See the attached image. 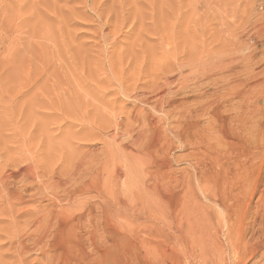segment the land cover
Instances as JSON below:
<instances>
[{"label":"rangeland","instance_id":"374dc122","mask_svg":"<svg viewBox=\"0 0 264 264\" xmlns=\"http://www.w3.org/2000/svg\"><path fill=\"white\" fill-rule=\"evenodd\" d=\"M0 8V45H2V48L0 47V61L2 60L1 63H5L9 55L8 52L12 49H19L20 52L18 54V57L22 59V57L24 56V59L21 60L23 61L22 66L24 67V65L30 64V69H28V72L27 70H23V75L27 73H31L32 75V77L29 76V79L24 80V86L25 84L27 86L30 85V87L26 86L30 92L26 91L27 89L25 87V90L23 89L24 93H21L23 97L21 96V94L20 96H18L20 101L16 102L17 104L15 105V107H13V109H11L12 107L10 108L8 106L9 104L10 106L13 105L9 101V103L6 105V108L8 107V112L4 115L7 116H5L7 119L9 117L11 121H9L5 126H1L0 123V166L1 169L3 168V174L0 173V175L3 177L2 178L0 176V187L3 186L4 191L6 192L5 196V192L3 191V189H0V191H3L0 192V201H2L3 203L2 204L0 202V205H4L0 206V260L2 259L0 261V264H11L15 259V262L18 260L17 263L14 262L12 264H24L26 261L27 263L25 264H35V261L36 264L37 262L38 264H43L44 262V264L48 263L47 257L45 258L42 250L39 248L40 246H36V244L34 245V241L30 240L33 242V244L32 242L30 244L28 243L30 242L29 240L27 241L26 239H24L22 240V242H19V244L16 245L17 241L15 239L14 232L16 229H22L23 227V229L25 228L27 231V236H29L30 233L35 231L34 227H31V223L33 224L35 222L33 220L45 218L47 217V215L50 216V212L56 213L60 210L64 211V206L65 208L69 207L71 209L69 214L73 216L74 220L75 218L81 216L84 217L86 213L85 218L88 223H90L87 226H89L90 228L86 229V226L84 230L83 228L77 230L82 239H85L88 231L91 232V234H89L90 232L88 233V236L92 234L94 236L96 235L94 232V227L96 226L97 222L101 223V221H103V218L101 217L102 214L98 213L99 210L97 209V207L95 208L93 206L94 204L92 203H99L101 201L100 197V199L95 198V194H87L86 192H84V194L77 193V200H75V204L73 202L71 204L68 203L70 205L69 206L67 202H64L66 203V205H68L66 206L62 202L63 205L62 203H55L53 206L51 205L52 202L48 198H45L48 192L46 191V187H41V185L39 184L42 178H37V180H33V182L29 181L34 183L33 185H31L32 187H29L30 189H23V186L25 185L24 183V185L22 184L23 186H21V179L23 178L24 174L20 170L24 168L26 170L27 168H29L28 170H32L33 172L41 171L40 174L43 173V175L46 176V179L44 178V180L47 182L48 178L60 177L61 173L62 178H69L76 172V168H74V171L73 167H76L77 164L85 159V157L87 162L84 161L83 163L86 162V167L89 163V166L86 169L81 168L79 176L83 178L76 182L77 186H85V183L89 182L93 176L97 177L98 174H101L103 172V167H105V169H109H106L107 171L105 172L110 171V176H108V174L103 177L105 178L106 182L111 181L112 178L114 179H112V182H115V179H119L118 182H120L118 184L116 181L112 184L113 188L110 190L111 192L112 190H115L116 192V190L118 189L117 192H119V190H122L121 192L124 193V189L128 185V188L126 187V191L128 193L125 192L126 194H124L123 196L120 192V201H122V204L121 207L119 206L121 208L120 216L118 218L120 224L119 229L123 227L120 230L124 229V233L123 231L120 232L123 235L125 234L126 236H128V238L129 236L133 238L129 239L133 241V243H135L134 252L140 256L139 260L141 259V261H139V264H141L142 262L143 264H166V261L168 264H175L176 261H179V263L176 262L177 264H202V262L203 264H210L211 261L206 262L207 258L209 259L210 257H212L210 258L212 260L211 264H238L240 262V264H264L263 262L261 263L260 254L257 257H253L252 249L248 247L246 253H243L242 255V261H237L235 257L238 251L241 252L244 250L242 249V245L244 246L245 242H248L250 240L253 231L260 229L262 227V224L264 223L263 216L262 222H260V218L257 219V222L255 224L249 222L251 221V219L250 217H248V214H252L258 210V208H256V203L259 197L258 194L254 196L255 200L253 199V202L249 201V197H247L246 200L240 198L239 201H231V203L228 204L227 207L222 204L224 200L227 201L230 199V196L226 195L225 193V191L229 192V189H227L225 185L226 182L228 184V182L232 178V175L237 171L236 162L239 161V163L241 164L246 160L243 155L242 156L244 158H237L239 152L243 153V146H264V109L261 114L263 117L256 114L258 116L257 117L255 115L256 107H252L251 105L254 103L256 96H264V0H0ZM6 14L11 20L10 25H7L5 28L6 31H4L2 30L4 29L2 28L4 27V23H2V20L4 18V15ZM15 24H17L18 28ZM14 26L16 27V29L14 28ZM14 31H16L17 35ZM246 74L248 75L247 77H245ZM177 78H180V81H176ZM116 80H118L117 83ZM35 81H37V87L36 89H33L32 87L34 86L33 84H35ZM166 81H168V83ZM13 82L14 81L12 79V83L9 87H7V89H9L11 86H15V82ZM160 82H162V84ZM210 82L212 83L209 84ZM158 83L161 86H159ZM163 83H165L164 89H166L164 90V93L162 94V97L160 99V90L162 89L161 87H163ZM261 83L263 84L261 85ZM207 84H209V86ZM176 86L181 89V95L179 94L180 91H178L179 88H177ZM122 87L124 89H122ZM223 87L224 89H222ZM31 88L35 91H32ZM244 88H246L247 90L248 88H251V91L253 92L251 93L250 91V96L247 98V101H245V103L239 104L238 102L232 100L234 99V96L236 97V95H238L239 92H241ZM127 89H129V91H127ZM125 90L127 92H125ZM15 91L16 90L10 91L8 96L6 97L9 98L12 97L14 93L17 94V91ZM173 91H175L176 93L174 92V94ZM25 92L27 93L25 94ZM33 92L34 95H37L38 97L39 105L36 107L37 109L35 108L37 111L34 108L31 109V100L34 97ZM198 92L201 94H197ZM191 94H194V96ZM224 94L227 99H225ZM157 95L159 97H157ZM175 95L176 97H173ZM125 96L128 98H126ZM196 96H198V98ZM215 97H217V99H215ZM218 97L221 98L219 99ZM228 100H230L231 106H228L230 105L229 103L227 104V102H229ZM221 101H223V103ZM44 102H46L47 105L44 104ZM154 102L156 103L153 104ZM219 103L223 104V106L221 104V108H219ZM248 105H251V109ZM17 106L19 108L17 111H15ZM224 106L228 107L225 108ZM253 106L256 105L254 104ZM238 107L240 108V110H237L239 109ZM246 107L247 110L245 109ZM193 108H196L199 111V115L201 114L199 118H189L188 113ZM203 108L206 109L205 113ZM211 108L213 110H211ZM135 109H137V112ZM221 109L223 110V112ZM236 111L239 113L237 114ZM153 112H157L158 114H154ZM241 112L245 113L242 114ZM18 113L19 115H17ZM30 113L33 114V116H31ZM43 113L45 114L44 116ZM11 114L15 116L12 118ZM131 115H134V118ZM235 117L239 119L240 122L239 120H237L236 123ZM244 117L249 118L247 120V118ZM255 117L259 118L260 122H258L259 119L257 121V118L255 119ZM242 118L245 119V122L247 124V126L245 127H248V134L247 132H245L246 128L244 130L245 133L243 132L244 120H242V122ZM139 119L141 120L140 122ZM143 119H148V122L146 121V123H143L145 121H143ZM250 119H252V122H255L256 125L251 124L252 122H249ZM59 120H61L62 122ZM57 121H59L60 124H56ZM170 121H172L174 128L171 127L172 124ZM204 121L206 124H204ZM176 122L178 123L176 124ZM140 123L141 125H138ZM161 123L165 128L160 129L161 127H163ZM228 123H230V125ZM235 123L236 126L239 127V130L238 127L236 128V126H234ZM147 124L148 126H150L149 128L147 127ZM168 124L170 127L168 126ZM215 125H218L217 127L219 128L215 127ZM177 126L179 128H177ZM240 126L242 127V129ZM251 126L252 128H250ZM133 127H135L134 130H132ZM142 127L145 131L141 129ZM249 128L252 130L254 129L253 132L255 134ZM114 129H117L118 133L121 132L123 133V135H125L123 136L122 134H118ZM120 129L123 130L119 131ZM124 129H126L127 132L129 131L128 135H130V137H128L127 132ZM154 129H157L155 131L156 134H154L155 132H153ZM233 129L234 131H232ZM236 130H238V133L236 132ZM130 131L133 134L130 133ZM163 132V135H167L169 138L167 136L163 137L161 135ZM219 132L221 133V135ZM115 133H117L118 135H115ZM139 134L142 135L141 140L142 138L144 139L141 141V143L151 144L155 139V141L159 140L162 143V146H164V152L167 155H164V159L169 163V169L167 168L168 170L166 169V172L170 173L171 175L173 173L172 177L177 178L176 180L173 178H166V184L168 183V181L170 184H167L166 186H169V191L171 190L170 192L166 191V200H172V204L175 203L177 206L171 207L170 209L178 210L180 208L178 206V203H180L179 200L184 197L180 193H186L189 190L190 193L185 194H188L186 200H191L193 196L195 202H197V206L200 208L198 212H201L203 214V224L205 225L204 235L206 236V238L204 236V239L202 240L204 241V244L199 243V246L201 244L204 245L207 250L209 249L210 252L212 250L210 247L207 248L208 245L215 247L218 245V247H221L220 249H222L221 251H223L224 253H222L223 261L221 259H218L217 261L214 260L215 258L219 257L214 256V251H212L213 255L208 254V257L206 259L203 258V254L200 256V251L197 252V256L199 255L200 258L196 255H193V258L189 255L191 259L187 257L188 260L186 256H184L185 258L182 256H178V258H175L176 260L174 258L164 257L166 255V247L170 248L172 246L171 244L173 238L175 235H177L175 225L181 224V221L180 219H178L180 217L174 218L175 215H173L174 217L172 216L169 222V216L167 215L161 217L159 219L160 221L158 220L159 223L155 220L153 221L152 219H149V221H153L150 225L148 220V223H145L146 219H148V215H146L147 213H145L144 216L143 214L138 215V212H141L139 211L138 206L133 210L135 203H133L134 199L132 198H138L140 194L144 197L143 194H146L147 192L146 186H143V182H140L144 178L141 177V174L138 175L140 173V169L138 168L137 170L136 167H140V164L142 162V158H138L137 155L141 153L140 155L142 157L145 156V152H143L145 146L134 147L132 142L133 139H136L137 136H139ZM97 135L99 136V138ZM113 135L114 137L116 136L115 139ZM151 135L155 138L152 139ZM256 136H258V138ZM222 137H224L225 139ZM93 139L97 140L94 141ZM160 139H162L163 141H161ZM168 139H171V142H167ZM177 141L180 143H177ZM249 152L251 153V151ZM94 153H97V157L94 156ZM103 153L108 154L106 156H103ZM98 154L100 158H98ZM127 154H129L130 156L128 155L126 157ZM101 155L103 156V158ZM246 155L248 156V154ZM93 156L94 158H91V160L90 157ZM130 157L131 159H129ZM249 158L252 159L251 155L249 156ZM97 159L102 160H99L101 161V164L96 163L99 162L97 161ZM108 159H110L109 163L111 164V166L108 162V165L106 163V161H109ZM10 160L11 165L12 162H14L13 164H15V162L16 164H18L15 166L12 165L13 167L9 168L11 167V165L8 164V161ZM18 160L21 163H19ZM130 160H132L133 163H131L132 161ZM23 161L25 164L23 163ZM124 161L126 164L124 163ZM262 161L264 163V156L261 158L260 163H262ZM6 162H8V167H6ZM257 163L259 164L258 161ZM3 164L5 166H3ZM31 165L34 170L31 169ZM117 165L118 167L116 168L115 166ZM193 165H196V167H193ZM65 166L68 168H66ZM64 167L66 169H64ZM69 167L71 168V170ZM115 168L118 171L119 169H121V173H125L121 174L120 171L118 172L117 170H113ZM194 168L198 170H194ZM7 169L9 173L8 171H6ZM122 169L124 170V172H122ZM174 169L176 175H174ZM2 170L0 171L2 172ZM66 170L68 173L66 172ZM56 171L61 173H56ZM90 171H92L93 174H88ZM114 171H117L118 173H115ZM105 172L104 174H107ZM17 173H20V175H17ZM85 173L87 176H84ZM113 174L115 176L119 175V177H112L111 175ZM188 174L191 176H189ZM120 175L122 177H120ZM123 175L125 178L123 177ZM10 176H12L11 180L9 179ZM133 176H135V178ZM263 176L264 169H262L261 177L263 181L260 179V181L264 183ZM4 177H6V180L4 179ZM17 177L19 178V180ZM109 177H111V179ZM194 177H196L198 180H194ZM3 179L5 184L2 182ZM169 179H173L175 181H170ZM128 180L129 182H131L130 184H128ZM122 181L125 183V185L127 183V185H123ZM9 182L10 184H12L10 185ZM177 182H180L182 187L180 185L178 186ZM19 183L20 185H18ZM116 183L119 185V188L117 187L118 185L115 186ZM16 184L17 186L15 187ZM37 185L39 187H37ZM19 186L23 190H17ZM173 187L178 188L176 189ZM199 187H201V194L199 191ZM33 188L34 190H32ZM262 188L260 187V190ZM144 190H146V192H144ZM27 191H31L32 193L29 192L28 194ZM131 191H133V193ZM20 192L23 193L20 194ZM60 192L64 194L63 191ZM39 193H41V195L37 196V194ZM42 194L45 195L43 196ZM126 195H132L130 197V202L132 201V203H128L129 198H127ZM148 195L149 197H146L145 200L152 201V199L150 198V194ZM21 196L23 199H20ZM177 196H180L181 198L178 199ZM36 198L40 200L38 201ZM6 199L8 201H6ZM16 199H20L21 201L23 200L24 202H22L24 203V205L23 203H21V201L19 203V200L17 201ZM35 199L38 201V203L37 201H35ZM96 199L98 200L96 201ZM4 201L6 202L4 203ZM14 201L16 202L15 204L13 203ZM81 201L87 202L86 208L84 207L85 204L81 203V207H79L78 209H72L73 205H77ZM25 202H27V206L25 205ZM32 202H36L35 205L29 204ZM39 202L42 206L39 205ZM48 202L50 204H48ZM12 203L13 206H11ZM131 204H133V207L131 206ZM5 205H7L8 207H5ZM14 205L16 207H14ZM22 205L25 207H23ZM38 205L41 207V209H43V214L39 212V210L41 209L40 207L38 208ZM43 205L48 207V212L45 211L46 209L43 207ZM239 206L241 207L239 208ZM3 208L6 209V211L8 210L7 218L5 217V214L7 212H4ZM9 208H17L26 215L24 216L21 213V215H23V217H21L19 216L20 212L14 209L11 210ZM33 208V213H36L35 215L32 214V211L30 210ZM129 209L131 211H128ZM9 210L14 214H11ZM28 210L31 211V213L27 212ZM219 210L223 211L219 212ZM1 211L4 213H2ZM95 212H97L98 214H96ZM219 213L222 214V216ZM223 213H225V215ZM29 214L30 216H28ZM261 214L264 215V207L260 211V216L258 215V217H261ZM1 215H3L6 220L4 217L2 218ZM10 215L13 216H11L12 219ZM17 215L19 216V219ZM33 215L34 217H32ZM127 215H130V217ZM14 217H16V219L21 222L25 221L27 225L25 222V225H23V222H18ZM28 217H31V219L33 220H28ZM88 217L90 218L89 220ZM222 217H224L225 219ZM47 218L49 219V217ZM100 218H102V220ZM121 218H124L125 220H121ZM91 219L92 221H95V219L98 221L92 222L90 221ZM165 219H168L166 220L167 222L163 221ZM176 219L179 220L180 223H178ZM246 219L249 221H247ZM11 220H14V222H16L14 225L15 227L13 226L14 222H12ZM224 220L228 221L230 225L228 224V222H224ZM231 220L233 222H231ZM29 221H31V223ZM169 223L171 225V231L167 230V225ZM54 224L56 226H54ZM144 224H149V226H146ZM152 224L153 228L150 229V226L152 227ZM52 225L51 227H48L51 228V231L48 232L49 229H47V234L50 238L46 240L49 244V248L46 249L52 250H48V252L50 251L49 254L52 253L51 255H55L56 252H58V254H56L55 256L60 255L61 259H63L64 256H66V239L63 237L65 228L63 224L58 220L53 221ZM159 225H162V227H160ZM144 226H146L147 229ZM4 228H6L7 230H4ZM10 228L12 230H10ZM13 228H15V230H13ZM232 228L233 231H231ZM245 229L249 230L245 232ZM85 231L86 233H84ZM214 232L215 234H213ZM219 233L223 234V239L222 234L220 235ZM142 234L145 237H143ZM228 234L230 235V237L228 236ZM213 235H217L218 239L214 241L217 236ZM231 235L233 236L232 238ZM94 236H92V238L91 236H89L88 238L93 239ZM259 236V234H256L255 240H258ZM7 237L9 239H7ZM87 237L85 241L88 243V241L90 240ZM224 237L228 239L227 241L225 239L226 242H232H230V244L229 242L226 244V242H224ZM245 237L246 239H244ZM138 239H140V242L145 243V246H147L148 249H150L149 246H151V244L155 247H157L156 245H158V249H156V253L158 254L148 256V251L145 250V247H143V245H140L141 243H139ZM25 240L27 242H24ZM164 240H167L168 242H170V244L167 241V244H165ZM7 241L16 243H13L14 246L10 243L9 246ZM253 242L254 241H251L250 243L253 244ZM206 243L208 245H206ZM220 243L223 247L225 246V248L227 246V249L225 251ZM32 245L35 246L32 248L34 252H32V250L30 249ZM137 245H139L140 248ZM161 245L163 246L162 249L160 247ZM233 245L234 247H236V250H234V252H232L231 248L233 247ZM109 246V244H106V249L111 250ZM141 247L144 250H142ZM205 247L203 249H205ZM11 248L14 250L10 251ZM36 248H38V250ZM59 248L61 250H59ZM15 249L18 255L15 254ZM27 249L28 252L31 251V255L27 252ZM158 250L161 254H159ZM10 252L11 255H9ZM36 252L39 253L35 254ZM27 254L30 256H24ZM39 254L43 256H40ZM158 255H161V257ZM9 256H12L15 259H13L12 257L10 258ZM25 257L28 259L26 260ZM71 257L74 262L72 261ZM197 258L199 259V261H196L198 260ZM68 259H70L71 263L78 264V260L75 256L71 255Z\"/></svg>","mask_w":264,"mask_h":264},{"label":"bare ground","instance_id":"6f19581e","mask_svg":"<svg viewBox=\"0 0 264 264\" xmlns=\"http://www.w3.org/2000/svg\"><path fill=\"white\" fill-rule=\"evenodd\" d=\"M115 1V0H114ZM114 3V2H113ZM115 4V3H114ZM1 9V8H0ZM2 19V18H1ZM10 18H9V16L6 14V15H4V18H3V20H2V23H4V27H2V28H4V29H2V30H4V31H6V26L7 25H10ZM17 23V22H16ZM16 25V27H17V24H15ZM16 27L14 26V28L16 29ZM18 28V27H17ZM1 30V31H2ZM31 30H32V28H31ZM15 32V34H16V31H14ZM23 33V32H22ZM17 35V34H16ZM11 36H12V34H11ZM22 36V35H21ZM12 38V37H11ZM22 38V37H21ZM11 40V39H10ZM25 40V39H24ZM14 41V40H13ZM20 42V41H19ZM8 43V42H7ZM2 45H0V47H1ZM22 46V45H21ZM23 47V46H22ZM2 48V47H1ZM6 48V47H5ZM18 48V47H17ZM24 49V48H23ZM20 50H22V49H20ZM2 52H3V50H2ZM19 49H12L11 51H9L8 53H9V55H8V57H7V60L5 61V63H1L2 62V60L0 61V123H1V126H5V125H7V123L9 122V121H11V119L8 117V119L6 118L7 116L6 115H4V114H6L7 112H8V110H7V108H6V105L10 102V103H12L13 105L12 106H10V104L8 105L11 109H13V107H15V105L17 104L16 102H19L20 100H19V98H18V96H20V94L22 93H24L23 92V89L25 90V87L27 86L26 84H25V86H24V80H27V79H29V76H31L32 77V75H31V73H27V74H24L23 75V72L25 71V70H27V72H28V69H30V64H26V65H24V67L22 66V64H23V61H21V60H23L24 59V56L22 57V59L21 58H19L18 56V54H19ZM21 54H22V52H21ZM25 54V53H24ZM1 55V54H0ZM2 57V56H1ZM249 68V67H248ZM24 70V71H23ZM30 72H31V70H30ZM245 72V71H244ZM246 73V72H245ZM244 73V74H245ZM249 74V73H248ZM13 75V76H12ZM240 76V75H239ZM248 75L246 74L245 75V77H247ZM116 77V76H115ZM164 78V77H163ZM171 78V77H170ZM169 78V79H170ZM181 78H182V76H181ZM12 79H13V81L15 82V86H11L9 89H7V87H9L10 85H11V83H12ZM15 79V80H14ZM245 79V78H244ZM114 80V79H113ZM163 80V79H162ZM228 80V79H227ZM246 80V79H245ZM244 80V81H245ZM117 81L118 80H116V83H117ZM176 81H180V78L178 79L177 78V80ZM225 81V80H224ZM229 81H230V79H229ZM13 82V83H14ZM37 81H35V84H33L34 86L32 87L33 89H36V87H37V83H36ZM167 83H168V81H166ZM170 82V81H169ZM228 82V81H227ZM113 83H115V82H113ZM161 84H162V82H160ZM171 83V82H170ZM178 83V82H177ZM212 82H210L209 84H211ZM120 84H121V82H120ZM159 84V83H158ZM180 84V83H179ZM209 84H207L208 86H209ZM243 84V83H242ZM263 83H261V85H262ZM116 85H118V84H116ZM123 85H124V83H123ZM177 85V84H176ZM213 85V84H212ZM39 86V85H38ZM120 86V85H119ZM153 86V85H152ZM159 86H161L160 84H159ZM158 86V87H159ZM163 87H161L162 89L160 90L159 88V90L161 91V95H160V97L157 95V97H159L160 99H161V97H162V94L164 93V90L166 89H164V87H165V83H163V85H162ZM220 86V85H219ZM219 86H217V87H219ZM27 87H30V85L29 86H27ZM27 87H26V89H27ZM177 87V86H176ZM176 87H174V88H176ZM212 87V86H211ZM243 87V86H242ZM262 87V86H261ZM31 88V90L32 91H35V90H33ZM121 88V87H120ZM126 88V87H125ZM177 88H179V87H177ZM256 88V87H255ZM263 88V87H262ZM261 88V89H262ZM37 89H39V88H37ZM122 89H124L123 87H122ZM136 89V88H135ZM153 89V88H152ZM155 89H157V88H155ZM154 89V90H155ZM170 89V88H169ZM222 89H224V87L222 88ZM245 89V90H244ZM241 92H239V91H237V92H239V94L238 95H236V97L234 96V99H232V100H234L235 102H238L239 104H241V103H245V101H247V98L250 96V91H251V88H248V90L246 89V88H244ZM250 89V90H249ZM14 90H16L17 91V94H15L14 93V95H12V97H9V98H7L6 96H8V94H9V92L10 91H14ZM158 90V91H159ZM175 90V89H174ZM181 89L179 88V90L178 91H180ZM239 90V89H238ZM253 90V89H252ZM255 90V89H254ZM15 91V92H16ZM26 91H29V89H27ZM124 91V90H123ZM127 91H129V89H127ZM126 90H125V92H127ZM132 91V90H131ZM167 91V90H166ZM169 91V90H168ZM199 91V90H198ZM30 92V91H29ZM175 91H173V93H174ZM176 92H177V90H176ZM175 92V93H176ZM221 92V91H220ZM27 92H25V94H26ZM38 93V92H37ZM123 93V92H122ZM145 93V92H144ZM157 93V92H156ZM174 93V94H175ZM183 93V92H182ZM251 93H253L252 91H251ZM22 94H21V96H22ZM132 94V93H131ZM136 94V93H135ZM140 94V93H139ZM143 94V93H142ZM158 94V93H157ZM174 94H172V95H174ZM180 95H181V91H180V93H179ZM178 94V95H179ZM197 94H201V93H197ZM203 94V93H202ZM222 94V93H221ZM237 94V93H236ZM33 95H34V92H33ZM171 95V94H170ZM179 95V96H180ZM191 95H193L194 96V94H191ZM198 95V96H199ZM223 95V94H222ZM233 95V94H232ZM253 95V94H252ZM11 96V95H10ZM25 96V95H24ZM32 96V95H31ZM127 96H128V94H127ZM150 96H152V95H150ZM198 96H196L197 98H198ZM221 96V95H220ZM224 96H225V94H224ZM223 96V97H224ZM23 97V96H22ZM126 97V96H125ZM139 97V96H138ZM157 97H156V99H157ZM167 97H169V96H167ZM173 97H176V95L175 96H173ZM178 97V96H177ZM205 97V96H204ZM231 97V96H230ZM252 97V96H251ZM126 98H128V97H126ZM135 98V97H134ZM164 98V97H163ZM219 98V97H218ZM221 98V97H220ZM219 98V99H220ZM151 99H153V98H151ZM151 99H150V101H151ZM155 99V98H154ZM168 99V98H167ZM170 99V98H169ZM215 99H217V97H215ZM225 99H227L226 98V96H225ZM229 99H231V98H229ZM159 100V99H158ZM9 101V102H8ZM32 101V105H31V109H35L39 104H38V97H37V95H34V97H33V99L31 100ZM51 101V100H50ZM155 101V100H154ZM214 101V100H213ZM215 101H217V100H215ZM220 101V100H219ZM229 102H227V104L229 103L230 104V100H228ZM43 102V101H42ZM47 102V101H46ZM46 102H44V104H46L47 105V103ZM149 102V101H148ZM222 103H223V101H221ZM231 102H233V101H231ZM39 103H41V102H39ZM49 103H51V102H49ZM156 102H154L153 104H155ZM222 103H219L220 104V107L219 108H221V104ZM224 103H225V101H224ZM250 103V102H249ZM31 104V103H30ZM164 104H165V102H164ZM256 105V106H253V105ZM225 105V104H224ZM252 105V107H256V112H255V115L256 114H258L259 116L262 114V111H263V107L264 106H262V105H264V96L263 95H258V96H256V98H255V100H254V103L253 104H251ZM251 105H248L249 107L251 106ZM151 106V105H150ZM163 106V105H162ZM199 106H200V104H199ZM222 106H223V104H222ZM228 106H231V104L230 105H228ZM228 106H226V107H228ZM242 106H243V104H242ZM247 106V105H246ZM23 107V106H22ZM142 107V106H141ZM140 107V108H141ZM173 107V106H172ZM206 107V106H205ZM225 107V106H224ZM225 107V108H226ZM249 107H248V109H249ZM18 106L16 107V109H15V111H17L18 110ZM29 108V107H28ZM48 108H50V107H48ZM70 108V107H69ZM72 108V107H71ZM210 108V107H209ZM224 108V109H225ZM230 108V107H229ZM229 108H228V110H229ZM234 108H235V103H234ZM239 108V107H238ZM11 109H10V112H11ZM37 109V108H36ZM35 109V110H36ZM39 109V108H38ZM204 109V108H203ZM202 109V110H203ZM232 109V108H231ZM230 109V110H231ZM246 110H247V107L245 108ZM250 109H251V107H250ZM30 110V109H29ZM78 110H80V109H78ZM136 110V112H137V109H135ZM143 110V109H142ZM141 110V111H142ZM151 110H152V108H151ZM154 110V109H153ZM188 110H190V109H188ZM201 110V111H202ZM211 110H213L212 108H211ZM222 110V109H221ZM227 110V111H228ZM236 110V109H235ZM234 110V111H235ZM237 110H240V108L239 109H237ZM14 111V110H13ZM37 111V110H36ZM51 111V110H50ZM140 111V112H141ZM205 111H206V109H204V113H205ZM232 111V110H231ZM252 111H253V109H252ZM53 112V111H52ZM162 112V111H161ZM165 112V111H164ZM222 112H223V110H222ZM230 112V111H229ZM237 112V111H236ZM247 112V111H246ZM51 113V112H50ZM49 113V114H50ZM154 114L155 113H157V112H153ZM174 113V112H173ZM208 113V112H207ZM239 112H237V114H238ZM242 113V112H241ZM243 113H245V112H243ZM242 113V114H243ZM14 114V113H13ZM13 114H11V116H12V118L15 116H13ZM31 114V113H30ZM53 114V113H52ZM134 114V113H133ZM145 114V113H144ZM158 114V113H157ZM167 114V113H166ZM165 114V115H166ZM189 114V118H191V119H193V118H199L200 117V115H199V111L196 109V108H193V109H191L190 110V112L188 113ZM209 114V113H208ZM219 114V113H218ZM237 114H234V115H237ZM250 114H252V113H250ZM254 114V113H253ZM17 115H19V113L17 114ZM20 115H21V113H20ZM45 114L43 113V116H44ZM47 115V114H46ZM181 115V114H180ZM221 115H222V113H221ZM233 115V116H234ZM246 115V114H245ZM6 116V117H5ZM31 116H33V114H31ZM132 116V115H131ZM137 116V115H136ZM135 116V117H136ZM156 116V115H155ZM211 116V115H210ZM244 116V115H243ZM248 116V115H247ZM257 116V115H256ZM262 116V115H261ZM5 117V118H4ZM133 118H134V115L132 116ZM144 117H147V116H144ZM180 117V116H179ZM203 117V116H202ZM208 117H209V115H208ZM250 117V116H249ZM249 117H244V118H247V120H248V118ZM258 117V116H257ZM257 117H255V119L257 118ZM263 117V116H262ZM33 118V117H32ZM167 118H169V117H167ZM230 118H233V117H230ZM236 118V117H235ZM234 118V119H235ZM240 118H241V116H240ZM244 118H242L241 119V121L242 120H244V129H243V132H244V130H245V128H246V131L245 132H247V134H248V127H245V126H247V124H246V122H245V119ZM252 118H254V117H252ZM36 119V118H35ZM146 119V118H145ZM145 119H143V121L145 120ZM254 119V120H255ZM258 119L259 118H257L256 120L258 121ZM264 119V118H263ZM262 119V120H263ZM6 120V121H5ZM8 120V121H7ZM62 120V119H61ZM61 120H59V121H61ZM148 120V119H147ZM147 120H145L143 123H146V121ZM215 120H217V119H215ZM221 120H222V118H221ZM229 120V119H228ZM237 120H239V119H237L236 118V123H237ZM59 121H57L56 122V124H60L59 123ZM141 120L139 119V122H140ZM162 121V120H161ZM185 121V120H184ZM209 121V120H208ZM234 121V120H233ZM253 120L252 119H250L249 120V122L251 123ZM62 122V121H61ZM148 122V121H147ZM171 122V124H172V126L171 127H173L174 128V126H173V123H172V121H170ZM218 122V121H217ZM235 122V121H234ZM239 122H240V120H239ZM243 122V121H242ZM248 122V123H249ZM258 122H260V119H259V121ZM96 123V122H95ZM118 123V122H117ZM121 123V122H120ZM128 123V122H127ZM155 123V122H154ZM178 122H176V124H177ZM180 123V122H179ZM236 123H235V125L234 126H236ZM249 123V124H250ZM122 124H123V121H122ZM122 124H120V125H122ZM149 124V123H148ZM148 124H147V127L149 128L150 126H148ZM162 124V123H161ZM161 124H160V126H161ZM165 124H167V123H165ZM164 124V125H165ZM170 124V125H171ZM204 124H206L205 123V121H204ZM218 124V123H217ZM229 125H230V123H228ZM227 124V125H228ZM238 124H240V123H238ZM243 124V123H242ZM251 124H255V122H252ZM10 125V124H9ZM28 125H30V124H28ZM27 125V126H28ZM34 125V124H33ZM98 125V124H97ZM116 125V124H115ZM114 125V126H115ZM138 125H141V123L140 124H138ZM179 125V124H178ZM233 125V124H232ZM256 125V124H255ZM264 125V124H263ZM117 126V125H116ZM132 126H135V125H132ZM159 126V125H158ZM159 126V127H160ZM162 126H163V124H162ZM168 126H169V124H168ZM202 126V125H201ZM205 126V125H204ZM218 125H215V127H217ZM60 127V126H59ZM170 127V126H169ZM168 127V128H169ZM238 126H236V128H237ZM241 127V126H240ZM154 128V127H153ZM162 128H165L164 126L163 127H161L160 129H162ZM173 128H172V130H173ZM177 128H179L178 126H177ZM217 128H219V127H217ZM229 128V127H228ZM230 128H231V126H230ZM250 128H252V126L250 127ZM249 128V129H250ZM253 128H254V126H253ZM127 129V128H126ZM126 129H124L125 131H126ZM135 129V127H133V129L132 130H134ZM142 130L144 129L143 127L141 128ZM146 129V128H145ZM166 129H167V127H166ZM202 129V128H201ZM212 129V128H211ZM241 129H242V127H241ZM240 129V130H241ZM263 129V128H262ZM1 130V129H0ZM115 130V129H114ZM121 130H123V129H120L119 131H121ZM131 130V131H132ZM142 130H140V131H142ZM157 130V129H156ZM155 129L153 130V132H155L156 131ZM164 130V129H163ZM169 130V129H168ZM175 130V129H174ZM238 130H239V127H238ZM238 130H236V132L238 131ZM252 132H253V130L252 129H250ZM115 131H117V133H118V130L116 129ZM114 131V132H115ZM130 131V133H132ZM143 131H145V130H143ZM162 131V130H161ZM204 131V130H203ZM214 131V130H213ZM232 131H234V129L232 130ZM262 131V130H261ZM264 131V130H263ZM127 132V131H126ZM129 132V131H128ZM128 132H127V135H128ZM215 132H217V131H215ZM242 132V133H243ZM244 132V133H245ZM259 132V131H258ZM115 133V135H118V134H122L123 135V133ZM144 133V132H143ZM142 133V134H143ZM161 133V132H160ZM167 133V132H166ZM165 133V134H166ZM190 133V132H189ZM205 133V132H204ZM220 133V132H219ZM238 133V132H237ZM251 133V132H250ZM249 133V134H250ZM254 133V132H253ZM261 133V132H260ZM133 134V133H132ZM146 134V133H145ZM154 134H156V132L154 133ZM164 134V132L161 134L163 137H166L165 135H163ZM255 134V133H254ZM125 135V134H124ZM123 135V136H124ZM157 135H158V133H157ZM170 135V134H169ZM213 135V134H212ZM220 135H221V133H220ZM233 135V134H232ZM246 135V134H245ZM253 135V134H252ZM256 135H258V134H256ZM261 135V134H260ZM98 136V135H97ZM152 136V135H151ZM159 136H160V134H159ZM219 136V135H218ZM223 136V135H222ZM243 136H244V134H243ZM254 136V135H253ZM113 137H114V135H113ZM116 137V136H115ZM115 137H114V139H115ZM128 137H130V135H128ZM127 137V138H128ZM133 137V136H132ZM131 137V138H132ZM141 137H142V135L141 134H139V136H137V138L136 139H133V145H134V147L136 146H145L144 147V151L143 152H145L144 154H145V156H141L140 154H138L137 155V157L138 158H142V162H141V164H140V167L139 166H136L137 167V170H138V168L140 169V173L138 174V175H140L141 174V177L142 178H144L143 180H139L140 182H143L142 184H143V186H146V190H147V192H146V190H144V192H146V194L148 195V194H150V198L152 199V201H147V200H145L146 199V197H149V195L147 196L145 193L143 194L144 195V197L143 196H141V194H140V196L137 198H132V199H134V202L133 203H135V205H134V208H133V210L138 206V208H139V211H141L140 213L138 212V215H142L143 214V216H144V214L145 213H147L146 215H148V219H146V221H145V223H150V225H151V222H153L154 220L155 221H157L158 222V220L161 218V217H164V216H169V220L168 219H165V220H163V221H165V222H167L166 220H168L169 222H170V218L173 216V215H175V217L174 218H177V217H180V218H178V219H180V221H181V224H179V225H175V227H176V229L175 230H177L176 232H177V235H175L174 236V238H173V241H172V246L170 247V248H167L166 247V255L164 256V257H170V258H178V256H182V257H184V256H186V258L187 257H189L190 259H191V257L194 255H196L197 256V252L198 251H200L201 252V254H200V256L202 255L203 256V258H207L208 256V254H210V255H213V252L212 251H214L215 252V255L214 256H219V257H217V258H215L214 260L215 261H217L218 259H221L222 260V256H223V251H221L222 249H220L219 247H218V245L215 247V246H210V245H208L207 243H206V245H208V247L207 248H211V250L212 251H210L209 252V249L207 250L206 249V247L204 246V245H200L199 246V243H203L204 241H202L203 239H204V231H205V225L203 224L204 222H203V214L201 213V212H198V210L200 209L198 206H197V202H195V200H194V198H193V196H192V198H191V200H186V198L188 197L187 195H185L186 193H190V191L188 190L186 193H184L183 191V193H184V195H183V193H180V194H182V196H184L182 199H180L179 201H180V203H178V206L180 207L178 210L177 209H170L171 207H177L176 206V204L175 203H173L172 204V200H166L167 199V197H166V191H169V186H166L167 184H169V181H168V183L166 184V178H173L172 177V175H173V173H172V175L170 174V173H167L166 172V169L169 167V163L167 162V161H165V159H164V155H166L165 154V152H164V146H162V143L158 140H156L155 141V139L153 140V142L151 143V144H144V143H141V141L142 140H144L143 138H142V140H141ZM158 137V136H157ZM168 137V136H167ZM209 137V136H208ZM257 138H258V136H256ZM261 137H262V135H261ZM98 138H99V136H98ZM123 138V137H122ZM121 138V139H122ZM153 138H155L154 136H152V139ZM160 138V137H159ZM158 138V139H159ZM169 138V137H168ZM175 138V137H174ZM173 138V139H174ZM179 138V137H178ZM222 138H224V137H222ZM263 138V137H262ZM165 139H167V138H165ZM164 139V140H165ZM195 139V138H194ZM225 139V138H224ZM94 140V139H93ZM97 140V139H96ZM96 140H94V141H96ZM102 140V139H101ZM127 140V139H126ZM161 141H163L162 139H160ZM257 140V139H256ZM264 140V139H263ZM166 141V140H165ZM171 142V139H168V141L167 142ZM90 142V141H89ZM91 142H92V140H91ZM99 142V141H98ZM97 142V143H98ZM174 142V141H173ZM176 142V141H175ZM94 143V142H93ZM100 143V142H99ZM119 143H120V141H119ZM177 143H180V142H178L177 141ZM176 143V144H177ZM95 144V143H94ZM132 144V143H131ZM130 144V145H131ZM219 144V143H218ZM218 144H217V146H218ZM255 144V143H254ZM253 144V145H254ZM169 145V144H168ZM264 145V144H263ZM111 146V145H110ZM170 146V145H169ZM180 146V145H179ZM182 146V145H181ZM117 147V146H116ZM143 148V147H142ZM125 149V148H124ZM140 149V148H139ZM138 149V150H139ZM222 149V148H221ZM243 153H240L239 152V155H237V158L238 159H240V158H246V160L245 161H243L241 164L239 163V161H237L236 162V172L232 175V178L230 179V181L228 182V184H227V182H226V188L227 189H229V192H227V191H225V193H226V195H229L230 196V199L229 200H224L223 202H222V204L224 205V206H228V204H230L231 203V201H234V202H236V201H239V199L240 198H242L243 200L245 199H247V197H249V201H252L253 202V199H254V196L255 195H257L258 194V200H257V203H256V201H255V203L257 204V207L256 208H258V210L257 211H255L254 213H250V214H248V217H250V219H251V221H249V220H247V221H249V222H251V223H253V224H255L256 222H257V219L258 218H260V222H262L263 221V217H264V215L263 214H261V217H258V215H259V213H260V211L262 210V208L264 207V183L263 182H261L260 181V179L262 180V169H264V163H263V161H262V163H260V160H261V158L264 156V146H243ZM240 150V149H239ZM104 151V150H103ZM102 151V152H103ZM137 151V150H136ZM193 151V150H192ZM249 151H251V153L249 152ZM118 152V151H117ZM109 153V152H108ZM107 153V154H108ZM123 153V152H122ZM167 153V152H166ZM230 153V152H229ZM95 154V153H94ZM101 154V153H100ZM107 154H104L103 153V156H106ZM111 154V153H110ZM124 154V153H123ZM168 154V153H167ZM191 154V153H190ZM231 154V153H230ZM237 154V153H236ZM246 154H248V156L246 155ZM97 155V153L94 155L95 157H97L96 156ZM129 154H127L126 155V157L128 156ZM228 155V154H227ZM244 157H243V156ZM251 155V157H252V159H250L249 158V156ZM88 156V155H87ZM90 156V155H89ZM94 156L93 157H90V159L92 158H94ZM102 156V155H101ZM103 156H102V158H103ZM130 156V155H129ZM167 156V155H166ZM118 157V156H117ZM171 157H173V156H171ZM20 158H22V157H20ZM70 158H72V157H70ZM69 158V159H70ZM80 158V157H79ZM98 158H100V156H99V154H98ZM108 158V157H107ZM113 158V157H112ZM112 158H110V159H112ZM122 158V157H121ZM15 159H17V158H15ZM27 159V158H26ZM32 159V158H31ZM35 159V158H34ZM82 159H83V157H82ZM91 159V160H92ZM110 159H108L109 161H106V163L108 162H110ZM117 159H119V158H117ZM128 159V158H127ZM129 159H131V157L129 158ZM134 159V158H133ZM167 159H168V157H167ZM173 159V158H172ZM12 160V159H11ZM11 160L10 161H8V162H6V165H7V163L8 164H10L11 165ZM21 160V159H20ZM99 160H101V159H97V161H99ZM138 160V159H137ZM140 160V159H139ZM169 160H170V158H169ZM168 160V161H169ZM174 160H175V158H174ZM196 160V159H195ZM13 161V160H12ZM19 161V160H18ZM17 161V162H18ZM22 161V160H21ZM27 161V160H26ZM33 161V160H32ZM31 161V162H32ZM81 161V160H80ZM84 161H86L87 162V160H86V157H85V159H83V161L82 162H80L79 164H77V166L75 167L74 165V167H73V169L74 168H76V172H75V174H73V175H71L70 177H69V175H68V177L69 178H62V173H61V175H60V177H57V178H55V177H50L48 174V176L50 177V178H48V181L46 182L45 180H44V178L46 177V176H44L43 175V173L42 174H40V172L41 171H32V170H28L29 168H27V170L24 168V169H22V170H20L24 175H23V178L21 179L22 180V182H21V186H23L24 184V188L23 189H25V190H27V188H29V187H32L31 185H33L34 183H32L33 182V180L35 181V180H37V178L38 179H40V178H42L41 179V183L39 182V184L41 185V187H43L44 186V188L46 187V191H48L47 192V194H46V196H45V198H48L49 200V202L51 203V205H53L54 206V204L56 203H59V204H61L62 202L64 203V202H67V204L68 203H74L75 204V200H77V193H80V194H84V192H86L87 194H95L96 195V197L95 198H98V199H100L101 198V201L99 202V203H97V202H93L92 204H94L93 206L96 208L97 207V209L99 210V212L98 213H101L102 215H101V217L103 218V221H101V223H99V222H97L96 223V226L94 227L95 228V230H94V228H93V230H94V232H95V236L92 234V235H89V236H91V238H92V236H94L93 237V239H90V238H88L89 236H88V233L90 232V231H88L87 232V236H85V239H82L81 238V236H80V234H78V232H77V230H80L81 228H83V230H84V228H86V226L88 225V224H90V223H88V221L86 220V213H85V216L84 217H78V218H75V220L73 219V216H71L69 213H70V211H71V209L68 207V208H65V206H64V211H62V210H60V211H58V212H56V213H54V212H50L51 214H49L50 216H48L47 215V217H49V219L47 218V217H45V218H42V219H36V220H33V219H31V217H28L29 219L28 220H33V221H35L33 224L31 223V221H29L30 223H31V227H34V229H35V231H33L32 233H30L31 232V230H30V234H29V236H27L28 234H27V231H26V229L24 228L23 229V227H22V229H16L15 230V228H13V230H15V239H16V241H17V243L16 242H13V243H16V245L17 244H19V242H22V240H24V239H26L27 241L29 240H32V241H34V245L36 244V246L37 245H39L40 247V249L42 250V253H43V255L45 256V258L47 257V262L48 263H46V264H60V263H62V264H73V263H71L70 262V259H68L69 258V256H71V255H73V256H75L76 257V259L78 260V264H139V261H141V259L139 260V258H140V256L137 254V253H135L134 252V249H135V247H134V245H135V243H133V241H131L130 239L132 238L131 236H129V238H128V236H126L125 234L123 235L120 231H123V233H124V229L123 230H120L121 228H123V227H121L120 229H119V226H120V224H119V221H118V218H119V216H120V207H121V204H122V201H120V192L122 191H120L119 190V192H117L118 191V189L116 190V192H115V190H112V192L110 191L112 188H113V183H115L116 181H117V183L119 184L120 182H118V180H116L115 179V182H112L113 180L111 179V177H109L110 179H111V181H109V182H106L105 181V178H103V177H105V175H108V176H110V171L109 172H105V171H107V170H109V169H105V167H103V172L101 173V174H98V176L97 177H92L91 179H90V181L89 182H87V183H85V186H82V187H80V186H77V184H76V182L77 181H79V180H81L83 177H81V176H79V172H80V170H81V168H87L88 166H89V163H88V166L86 167V162L85 163H83ZM95 161V160H94ZM102 161V160H101ZM101 161H99V162H96V163H100ZM119 161V160H118ZM125 161H127V160H125ZM125 161H124V163H125ZM130 161H132V160H130ZM141 161V160H140ZM177 161V160H176ZM218 161V160H217ZM257 161L259 162V164L257 163ZM28 162V161H27ZM89 162V161H88ZM92 162V161H91ZM113 162H115V161H113ZM112 162V163H113ZM139 162V161H138ZM195 162V161H194ZM5 163V162H4ZM14 162H12V165H17L16 164V162H15V164H13ZM19 163H21L20 161H19ZM23 163H24V161H23ZM22 163V164H23ZM33 163V162H32ZM37 163V162H36ZM103 163V162H102ZM108 163H107V165H108ZM131 163H133V161L131 162ZM171 163V162H170ZM175 163V162H174ZM25 164V163H24ZM23 164V165H24ZM34 164V163H33ZM69 164V163H68ZM95 164V163H94ZM101 164V163H100ZM104 164V163H103ZM102 164V165H103ZM110 164V163H109ZM115 164V163H114ZM116 164H117V161H116ZM126 164V163H125ZM137 164V163H136ZM191 164H193V163H191ZM194 164H196V163H194ZM11 165V167H9V168H12L13 166ZM27 165V164H26ZM25 165V166H26ZM37 165H40V164H37ZM67 165V164H66ZM223 165V164H222ZM259 165V166H258ZM3 166H5L4 164H3ZM99 166V165H98ZM110 166H111V164H110ZM6 167H8V165L6 166ZM24 167V166H23ZM28 167H29V165H28ZM66 167V166H65ZM64 167V169H66V168H68V167H66L65 168ZM107 167V166H106ZM116 168L118 167V165L117 166H115ZM127 167V166H126ZM130 167H131V165H130ZM135 167V166H134ZM172 167V166H171ZM193 167H196V165L194 166L193 165ZM217 167H218V165H217ZM8 168V169H9ZM15 168V167H14ZM43 168H45V167H43ZM47 168V167H46ZM70 168V167H69ZM113 169V170H117V169ZM198 168V167H197ZM221 168V167H220ZM225 168V167H224ZM3 169V168H2ZM1 169V166H0V170H2ZM5 169V168H4ZM8 169L6 170V171H8ZM18 169H19V167H18ZM31 169H33L34 170V168H32V165H31ZM37 169H39V168H37ZM41 169H42V167H41ZM63 169V170H64ZM72 169V170H73ZM84 169V170H85ZM92 169H94V168H92ZM100 169V168H99ZM130 169V168H129ZM169 169V168H168ZM167 169V170H168ZM12 170V169H11ZM36 170V169H35ZM45 170H47V169H45ZM70 170H71V168H70ZM121 169H119V171H120ZM123 170V169H122ZM126 170V169H125ZM135 170H136V168H135ZM186 170V169H185ZM184 170V171H185ZM194 170H198V169H196V168H194ZM200 170H202V169H200ZM213 170V169H212ZM5 171V172H6ZM19 171V170H18ZM17 171V172H18ZM42 171H43V169H42ZM68 171H69V169H68ZM74 171H75V169H74ZM118 171V170H117ZM116 171V172H117ZM118 171V172H119ZM187 171V170H186ZM211 171V170H210ZM15 172V171H14ZM25 172V173H24ZM66 172H67V170H66ZM98 172V171H97ZM104 172L105 173H107V174H104ZM112 172V171H111ZM115 172V171H114ZM113 172V173H114ZM115 172V173H116ZM117 172V173H118ZM122 172H124V170L122 171ZM134 172V171H133ZM171 172V171H170ZM195 172V171H194ZM0 173H2L3 174V170H2V172L0 171ZM8 173H9V171H8ZM16 173V172H15ZM54 173V172H53ZM56 173H59V172H57L56 171ZM59 173V174H60ZM68 173V172H67ZM74 173V172H73ZM82 173V172H81ZM95 173V172H94ZM99 173V172H98ZM114 173V174H115ZM120 173H121V171H120ZM125 173V172H124ZM124 173H121V174H124ZM174 173H175V169H174ZM193 173V172H192ZM197 173V172H196ZM195 173V174H196ZM11 174V173H10ZM88 174H93V172L92 171H90ZM111 175L112 177L113 176H115V175ZM194 174V173H193ZM218 174H219V172H218ZM12 175V174H11ZM17 175H20V173H17ZM45 175H46V172H45ZM174 175H176V173L174 174ZM189 175V174H188ZM198 175V174H197ZM196 175V176H197ZM1 176V175H0ZM4 176V175H3ZM6 176V175H5ZM9 176V175H8ZM47 176V177H48ZM84 176H87L86 175V173L84 174ZM90 176V175H89ZM117 177H119V175H116ZM115 176V177H116ZM144 176V177H143ZM182 176H184V175H182ZM181 176V177H182ZM189 176H191V175H189ZM199 176V175H198ZM2 177V176H1ZM7 177V176H6ZM6 177H4V179L6 180ZM12 176H10L9 177V179L11 180L12 178H11ZM120 177H122L121 175H120ZM123 177H124V175H123ZM134 178H135V176H133ZM176 177V176H175ZM264 177V176H263ZM3 178V177H2ZM16 178V177H15ZM14 178V179H15ZM18 178V177H17ZM35 178V179H34ZM125 178V177H124ZM137 178V177H136ZM140 178V177H139ZM195 179L194 180H196L197 178L196 177H194ZM200 178V177H199ZM4 179H3V183H4ZM8 179V178H7ZM46 179V178H45ZM108 179V178H107ZM173 179H177V178H173ZM172 179V180H173ZM187 179H188V177H187ZM190 179V178H189ZM202 179V178H201ZM1 180V179H0ZM16 180V179H15ZM18 180H19V178H18ZM17 180V181H18ZM121 180V179H120ZM168 180V179H167ZM170 180V179H169ZM172 180H170V181H172ZM175 180H173V181H175ZM185 180H186V178H185ZM198 180V179H197ZM29 181H32V182H29ZM131 181V180H130ZM135 181V180H134ZM138 181V182H139ZM146 181H148V182H146ZM178 181V180H177ZM224 181H225V179H224ZM263 181V180H262ZM11 182V181H10ZM10 182H9V184H10ZM14 182V181H13ZM16 182V181H15ZM20 182V181H19ZM128 182H129V180H128ZM185 182V181H184ZM196 182V181H195ZM24 183V184H23ZM81 183V182H80ZM116 183V185L115 186H117L118 184ZM122 183H123V185H125V183L122 181ZM131 182H129L128 184H130ZM171 183V182H170ZM174 183V182H173ZM180 183V182H179ZM178 182H177V184H178V186L180 185L181 186V183L179 184ZM189 183V182H188ZM187 183V184H188ZM190 183H191V181H190ZM189 183V184H190ZM205 183V182H204ZM224 183V182H223ZM5 184V183H4ZM12 184V183H11ZM10 184V185H11ZM14 184V183H13ZM23 184V185H22ZM145 184V185H144ZM197 184V183H196ZM200 184V183H199ZM1 185V184H0ZM18 185H20V183L18 184ZM36 185V184H35ZM126 185H127V183H126ZM125 185V186H126ZM170 185V184H169ZM176 185V184H175ZM175 185H172V186H175ZM6 186V185H5ZM13 186V185H12ZM17 186V184L15 185V187ZM122 186V185H121ZM124 186V187H125ZM128 186V185H127ZM126 186V187H127ZM190 186V185H189ZM192 186V185H191ZM202 186V185H201ZM3 186H1L0 187V189H3V191H4V187L2 188ZM9 187V186H8ZM8 187H6V188H8ZM37 187H39L38 185H37ZM118 188H119V185L117 186ZM126 187H125V191H124V193L123 192H121L122 193V195L124 196V194H126L125 192H127L126 191ZM182 187V186H181ZM205 187V186H204ZM260 187L262 188L261 190H260ZM12 188V187H11ZM48 188V189H47ZM128 188V187H127ZM143 188V187H142ZM173 188H178V187H173ZM184 188V187H183ZM186 188V187H185ZM224 188V187H223ZM17 189V188H16ZM19 189H21V190H23L22 188H20V186H19V188L17 189V190H19ZM30 189V188H29ZM28 189V190H29ZM37 189V188H36ZM131 189V188H130ZM145 189V188H144ZM200 189H201V187H199V191H200ZM32 190H34V188L32 189ZM3 191H0V192H3ZM20 191V190H19ZM18 191V192H19ZM40 191H41V189H40ZM45 191V192H46ZM60 191H63L64 192V194H62ZM171 191V190H170ZM169 191V192H170ZM5 192V191H4ZM28 192V194H29V192H31V191H27ZM38 192V191H37ZM132 193H133V191H131ZM180 192V191H179ZM192 192V191H191ZM201 192L202 191H200V194H201ZM23 193V192H22ZM21 192H20V194H22ZM32 193V192H31ZM59 193H60V195H59ZM128 193V192H127ZM130 193V192H129ZM178 193V192H177ZM2 194V193H1ZM5 194V196H6V192L4 193ZM19 194V193H18ZM44 194V195H45ZM173 194V193H172ZM24 195V194H23ZM25 195H26V193H25ZM34 195V194H33ZM39 195H41V193H39V194H37V196H39ZM43 195V194H42ZM43 195V196H44ZM175 195H176V193H175ZM179 195V194H178ZM31 196V195H30ZM29 196V197H30ZM82 196V195H81ZM127 196V198H129V200H128V203H132V201L130 202V197L132 196H129V195H126ZM129 196V197H128ZM2 197V196H1ZM15 197V196H14ZM27 197V196H26ZM25 197V198H26ZM84 197V196H83ZM100 197V198H99ZM135 197V196H134ZM178 197V196H177ZM202 197H203V195H202ZM11 198V197H10ZM22 198V196L20 197V199ZM44 198V199H45ZM85 198H86V196H85ZM124 198V197H123ZM169 198V197H168ZM179 198H181L180 196L178 197V199ZM20 199H16L17 201L19 200V203H20ZM23 199V198H22ZM37 199V198H36ZM35 199V201H37ZM82 199V198H81ZM98 199H96V201L98 200ZM105 199V200H104ZM150 199V200H151ZM10 200V199H9ZM34 200V199H33ZM40 200V199H39ZM38 200V201H39ZM43 200V199H42ZM127 200V199H126ZM125 200V201H126ZM205 200V199H204ZM203 200V201H204ZM207 200V199H206ZM255 200V199H254ZM6 201H8L7 199H6ZM6 201H4V203L6 202ZM23 201V200H22ZM21 201V203H23ZM38 201H37V203H38ZM1 203H2V201H0ZM42 202V201H41ZM48 202V204H50ZM14 204L16 203L15 201L13 202ZM13 203H12V205L11 206H13ZM27 202H25V205L27 206V204H26ZM36 203V202H35ZM35 203H29V204H34L35 205ZM63 203H62V205H63ZM81 203H84L85 204V208H86V206H87V202H84V201H81V202H79L77 205H73L72 207V209H74V208H76V209H78L79 207H81ZM127 203V202H126ZM210 203V202H209ZM218 203V202H217ZM245 203H246V201H245ZM3 204V203H2ZM1 204V205H2ZM18 204V203H17ZM43 204H46V203H43ZM47 204V205H48ZM58 204V205H59ZM65 205H66V203H64ZM137 204V205H136ZM0 205V206H1ZM8 205V204H7ZM7 205H5V207L7 206ZM23 205H24V203H23ZM22 205V206H23ZM39 205H41L40 204V202H39ZM38 205V208L40 207ZM58 205H57V207H58ZM69 205V204H68ZM68 205H66V206H68ZM130 205V204H129ZM133 204H131V206H132ZM242 205V204H241ZM2 206H4V205H2ZM20 206V205H19ZM33 206V205H32ZM32 206H31V208H32ZM42 206V205H41ZM49 206V205H48ZM70 206V205H69ZM120 206V207H119ZM130 206V207H131ZM213 206V205H212ZM237 206V205H236ZM243 206V205H242ZM254 206V205H253ZM252 206V207H253ZM4 207V208H5ZM8 207V206H7ZM14 207H16L15 205H14ZM23 207H25V206H23ZM30 207V206H29ZM43 207L46 209H44L45 211H47L48 210V207L47 206H45V205H43ZM42 207V208H43ZM47 207V208H46ZM50 207V206H49ZM83 207V206H82ZM133 207V206H132ZM150 207H152V208H150ZM241 206H239V208H240ZM249 207V206H248ZM3 208V209H4ZM37 208V207H36ZM37 208V209H38ZM54 208V207H53ZM59 208H61V207H59ZM2 209V208H1ZM9 209H11V208H9ZM14 208H12L11 210H13ZM18 209H19V207H18ZM17 208L16 209H14V210H16V211H18V212H20V214H19V216H21V217H23V215L25 216L26 214H23L20 210H18ZM36 209V210H37ZM40 209H41V207H40ZM93 209V208H92ZM109 209V210H108ZM251 209V208H250ZM253 209V208H252ZM31 211H32V214H36V213H33L34 212V208L33 209H30ZM36 210H35V212H36ZM39 210V209H38ZM37 210V211H38ZM42 210L43 209H41V210H39V212L40 213H42ZM51 210V209H50ZM54 210V209H53ZM138 210V209H137ZM239 210V209H238ZM3 211V210H2ZM1 211V212H2ZM31 211H27V212H30L31 213ZM52 211V210H51ZM56 211H57V209H56ZM124 211H125V209H124ZM123 211V212H124ZM128 211H131L130 209L128 210ZM127 211V212H128ZM223 211V210H222ZM221 210H219V212H222ZM253 211V210H252ZM251 211V212H252ZM4 212H7L6 214H5V217L7 218L8 217V210L6 211V209H4ZM4 212H2V213H4ZM9 212L11 213L12 211H10L9 210ZM14 212V211H13ZM48 212V211H47ZM122 212V213H123ZM239 212V211H238ZM17 213V212H16ZM16 213H15V216H16ZM21 213L23 214V215H21ZM26 213V212H25ZM96 214H98L97 212H95ZM130 213V212H129ZM246 213V212H245ZM11 214H14V213H11ZM31 214V215H32ZM43 214V213H42ZM41 214V215H42ZM91 214V213H90ZM132 214V213H131ZM130 214V215H131ZM220 214V213H219ZM224 215H225V213H223ZM227 214V213H226ZM229 214V213H228ZM7 215V216H6ZM34 215L32 216V217H34ZM82 215V214H81ZM93 215V214H92ZM130 215H127V216H129L130 217ZM221 216H222V214H220ZM2 216V218L4 217L3 215H1ZM12 215H10V217H11ZM19 216L17 215V217H18V219H19ZM28 216H30V214L28 215ZM46 216V215H45ZM90 216V215H89ZM246 216V215H245ZM260 216V215H259ZM263 216V217H262ZM4 217V218H5ZM13 217V216H12ZM12 217H11V219H12ZM41 217V216H40ZM75 217V216H74ZM93 217V216H92ZM95 217V216H94ZM98 217V216H97ZM146 217V216H145ZM186 217V218H185ZM205 217H206V215H205ZM247 217V218H248ZM6 218H5V220H6ZM15 218V220H17L16 219V217H14ZM13 218V219H14ZM27 218V217H26ZM39 218V217H38ZM102 218H100L101 220H102ZM128 218V217H127ZM147 218V217H146ZM166 218V217H165ZM222 218H224V217H222ZM227 218V217H226ZM228 218H229V216H228ZM263 218V219H262ZM22 219V218H21ZM20 219V220H21ZM54 219V220H53ZM90 218L88 217V220H89ZM93 219V218H92ZM92 219L90 220V221H92ZM99 219V220H100ZM122 219H124V218H121V220ZM141 219V218H140ZM149 219H152V220H150L149 221ZM225 219V218H224ZM28 220H27V222H28ZM60 221V223H62L63 224V226H64V228H65V230H64V233H63V237L66 239V256H64V258L63 259H61V257H60V255H57V256H55L56 254H58V252H56V254L55 255H51V254H49V252L50 251H52V250H50V249H48V250H50L49 252H48V250L46 249V248H49V244L47 243V239L48 238H50V237H48V234H47V229H49L48 230V232L49 231H51L50 229L51 228H48L49 226L51 227V225H52V222L53 221ZM125 220V219H124ZM147 220H148V222H147ZM172 220V219H171ZM177 220V219H176ZM8 221V220H7ZM10 221V220H9ZM12 221V220H11ZM18 222H21V221H19V220H17ZM32 221V222H33ZM94 221V220H93ZM92 221V222H93ZM95 221H98V220H96L95 219ZM94 221V222H95ZM134 221V220H133ZM144 221V220H143ZM160 221V220H159ZM175 221V220H174ZM173 221V222H174ZM178 221V223H180L179 222V220H177ZM226 220H224V222H225ZM247 221H246V223H247ZM12 222H14V220L12 221ZM17 222V223H18ZM23 223L25 222V221H22ZM21 222V223H22ZM138 222H140V221H138ZM142 222V221H141ZM172 222V223H173ZM228 221H226V223H227ZM231 222H233L232 220H231ZM248 222V223H249ZM15 223L16 222H14V224H13V226L15 225ZM26 223V222H25ZM25 223L23 224V225H25ZM29 223V224H30ZM56 223V222H55ZM159 223V222H158ZM208 223V222H207ZM10 224V223H9ZM19 224V223H18ZM17 224V225H18ZM29 224H28V226H29ZM94 224V223H93ZM128 224V223H127ZM135 224V223H134ZM141 224V223H140ZM139 224V225H140ZM161 224H162V219H161ZM225 224V223H224ZM228 224H229V222H228ZM236 224V223H235ZM260 224V223H259ZM11 225V224H10ZM17 225H16V227H17ZM26 225H27V223H26ZM92 225V224H91ZM129 225V224H128ZM143 225V224H142ZM144 225H146V224H144ZM148 226H149V224H147ZM146 225V226H147ZM230 225V224H229ZM246 225V224H245ZM19 226V225H18ZM21 226V225H20ZM53 226V225H52ZM54 226H56L55 224H54ZM53 226V227H54ZM130 226V225H129ZM133 226V225H132ZM146 226H144V227H146ZM160 227H162V225H159ZM165 226V225H164ZM171 225H170V223L167 225V230L169 231L170 230V227ZM209 226V225H208ZM227 226V225H226ZM231 226H232V224H231ZM250 226V225H249ZM254 226V225H253ZM258 226V225H257ZM15 227V226H14ZM27 227V226H26ZM53 227H52V229H53ZM128 227V226H127ZM140 227H143V226H140ZM155 227V226H154ZM174 227V228H175ZM247 227V226H246ZM88 228H90L89 226H87V228L86 229H88ZM124 228H125V226H124ZM151 228H153V224H152V227L150 226V229ZM257 228V227H256ZM260 228V227H259ZM6 228H4V230H5ZM9 229V228H8ZM28 229V228H27ZM31 229V228H30ZM85 229V230H86ZM146 229H147V227H146ZM163 229V228H162ZM7 230V229H6ZM10 230H12L11 228H10ZM129 230V229H128ZM137 230V229H136ZM225 230V229H224ZM249 229H245V232H247ZM254 230V229H253ZM26 231V232H25ZM126 231H127V229H126ZM171 231V230H170ZM174 231V230H173ZM173 231H172V233H173ZM231 231H233V228H232V230ZM6 232V231H5ZM53 232V231H52ZM129 232V231H128ZM127 232V233H128ZM224 232V231H223ZM13 233V234H14ZM84 233H86V231L84 232ZM93 233V232H92ZM175 233V232H174ZM209 233H210V231H209ZM238 233V232H237ZM83 234V233H82ZM89 234H91V232L89 233ZM211 234H212V232H211ZM213 234H215V232L213 233ZM220 234V233H219ZM218 234V235H219ZM222 234V233H221ZM220 234V235H221ZM234 234V233H233ZM246 234V233H245ZM256 234L258 235H260L259 236V238H258V240H255L256 238ZM34 235H35V237H34ZM55 235V234H54ZM128 235H131V234H128ZM219 235V236H220ZM227 235V234H226ZM225 235V236H226ZM247 235V234H246ZM245 235V236H246ZM4 236H6V235H4ZM7 236H8V233H7ZM142 236H143V234H142ZM169 236V235H168ZM210 236V235H209ZM213 236H217V235H213ZM212 236V237H213ZM228 236L230 237V235L228 234ZM235 236V235H234ZM86 237L90 240V241H88V243L85 241L86 240ZM143 237H145V236H143ZM233 236L231 235V238H232ZM248 237V236H247ZM139 238H141V237H139ZM205 238H206V236H205ZM230 238V239H231ZM243 238V237H242ZM7 239H9L8 237H7ZM6 239V240H7ZM53 239V238H52ZM87 239V240H88ZM133 239V238H132ZM212 239V238H211ZM218 239V236H217V238H215L214 239V241L215 240H217ZM222 239H223V234H222ZM225 239H226V237H224V242H226L228 239H226V241H225ZM237 239V238H236ZM244 239H246V237L244 238ZM10 240H11V238H10ZM24 241V242H27V241ZM139 240V243H141L140 245H143V247H145V250H147L148 251V253H149V255L148 256H151V255H156V254H158V253H156L157 252V250L156 249H158V245H156L157 247H155V246H153L151 243V246H149V248L150 249H148L147 248V246H145V243H142V242H140V239H138ZM137 240V241H138ZM142 240H145V239H142ZM141 240V241H142ZM240 240V239H239ZM32 241H30V242H28V243H30L31 244V242ZM50 241V240H49ZM48 241V242H49ZM146 241H149V240H146ZM165 241V240H164ZM167 241V240H166ZM166 241L164 242L165 244H167L166 243ZM206 241V240H205ZM223 241V240H222ZM236 241V240H235ZM238 241V240H237ZM251 241H254L253 242V244H251L250 242ZM8 242V241H7ZM86 242V243H85ZM149 242H152V241H149ZM154 242V241H153ZM168 242V241H167ZM207 242V241H206ZM210 242V241H209ZM213 242V241H212ZM211 242V243H212ZM219 242H221V241H219ZM229 242V241H228ZM228 242H226V244L228 243ZM230 242H232V241H230ZM230 242H229V244H230ZM10 241L8 242V244H9V246H10ZM13 243H11V245L13 244ZM156 243V242H155ZM169 244H170V242H168ZM214 243V242H213ZM223 243V242H222ZM27 244V243H26ZM32 244H33V242H32ZM106 244H109L110 246V249L111 250H109V249H106ZM147 244V243H146ZM149 244V243H148ZM159 244V243H158ZM204 244V243H203ZM221 244V243H220ZM242 244H243V242H242ZM28 245V244H27ZM155 245V244H154ZM163 245V244H162ZM160 246L161 247V249H162V247L163 246ZM214 245V244H213ZM232 245V244H231ZM13 246H14V244H13ZM31 246V245H30ZM108 246V245H107ZM138 247H139V245H137ZM221 246H222V244H221ZM33 247H35V246H33L32 245V247L30 248L31 250H32V248ZM42 247V248H41ZM160 247H159V249H160ZM205 247V249H203ZM223 247V246H222ZM242 249H244L243 251H241V252H239L238 250V252H237V254H236V260L237 261H242V259H243V257H242V255H243V253H246V251H247V247L248 248H251L252 249V256L253 257H257L259 254H260V260H261V263L263 262L264 263V223L262 224V227L260 228V229H258V230H256V231H253V233H252V235H251V238H250V240L248 241V242H245V245L243 246L242 245ZM10 248V247H9ZM13 248H15V247H13ZM16 248H17V246H16ZM28 248V247H27ZM140 248V247H139ZM224 248V251L227 249V246H226V248H225V246L223 247ZM232 248V252H234V250H236V247H234V245H233V247H231ZM35 249V248H34ZM37 250H38V248H36ZM47 251H46V250ZM141 249L142 250H144L142 247H141ZM14 249H12L11 248V250L10 251H13ZM59 250H61L60 248H59ZM141 250V251H142ZM24 251V250H23ZM23 251H22V257H23ZM36 251V250H35ZM54 251H56V250H54ZM140 251V252H141ZM17 251H16V249H15V254L16 255H18V253H16ZM27 252H28V249H27ZM31 252V251H30ZM30 252H28L29 254H30ZM32 252H34V250H32ZM44 252H45V254H44ZM158 252H159V254H161L160 253V251L158 250ZM211 252H212V254H211ZM39 253V252H38ZM37 252L35 253V254H38ZM55 253V252H54ZM60 253V252H59ZM143 253V252H142ZM223 253V254H222ZM9 254V253H8ZM12 254H13V252H12ZM25 254H26V252H25ZM233 254V253H232ZM9 255H11V252H10V254ZM31 255V254H30ZM30 255H24V256H30ZM40 255V254H39ZM43 255H40V256H43ZM143 255V254H142ZM163 255V254H162ZM191 257H190V256ZM226 255V254H225ZM228 255V254H227ZM5 256H6V254H5ZM8 256V255H7ZM21 256V255H20ZM158 256H160L161 257V255H158ZM10 257V256H9ZM12 257V256H11ZM10 257V258H11ZM18 257V256H17ZM39 257V256H38ZM163 257V258H164ZM197 257H199V255L197 256ZM210 257V256H209ZM225 257V256H224ZM13 258V257H12ZM185 258V257H184ZM193 258V257H192ZM200 258V257H199ZM210 258H212V257H210ZM208 259L207 258V260H206V262H209V261H211L212 262V260L211 259ZM214 258V257H213ZM246 258V257H245ZM13 259H15V258H13ZM18 259H21V258H18ZM24 259V258H23ZM25 259L27 260L28 258H26L25 257ZM71 259H72V257H71ZM196 259V258H195ZM198 259V258H197ZM225 259V258H224ZM233 259V258H232ZM232 259H231V261H232ZM254 259V258H253ZM2 260V259H1ZM0 260V261H1ZM16 260V259H15ZM15 260H14V262H15ZM25 260V261H26ZM43 260V259H42ZM41 260V261H42ZM150 260V259H149ZM148 260V261H149ZM176 260V259H175ZM187 260H188V258H187ZM226 260V259H225ZM252 260V259H251ZM258 260V259H257ZM18 261V260H17ZM17 261L15 262V263H17ZM21 261H23V260H21ZM59 261V262H58ZM72 261H73V259H72ZM145 261V260H144ZM146 261H147V259H146ZM166 261V260H165ZM190 261V260H189ZM191 261H194V260H191ZM196 261H199V259L198 260H196ZM203 261H204V259H203ZM223 261V260H222ZM11 262V261H10ZM14 262H12V263H14ZM19 262H20V260H19ZM74 262V261H73ZM169 262V261H168ZM170 262H172V261H170ZM176 262H178L179 263V261H176ZM175 262V264H177ZM184 262V261H183ZM201 262H202V260H201ZM200 262V263H201ZM205 262V263H206ZM211 262H210V264H211ZM214 262V261H213ZM255 262H256V259H255ZM259 262V261H258ZM2 263H3V261H2ZM11 263V264H12ZM24 263V262H23ZM25 263H27V261L25 262ZM24 263V264H25ZM45 263V262H44ZM43 263V264H44ZM152 263V262H151ZM181 263V262H180ZM192 263V262H191ZM227 263V262H226ZM230 263V262H229ZM232 263V262H231ZM237 263V262H236ZM241 263V262H240ZM240 263H238V264H240ZM35 264H36V261H35ZM37 264H38V262H37ZM40 264V263H39ZM141 264H143V262L141 263ZM153 264V263H152ZM166 264H168L167 263V261H166ZM172 264H174V263H172ZM184 264V263H183ZM194 264V263H193ZM202 264H203V262H202Z\"/></svg>","mask_w":264,"mask_h":264}]
</instances>
